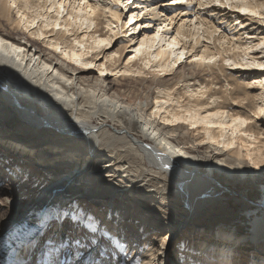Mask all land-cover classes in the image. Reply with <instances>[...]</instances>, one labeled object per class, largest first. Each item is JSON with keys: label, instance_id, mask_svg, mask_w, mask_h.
I'll return each instance as SVG.
<instances>
[{"label": "bare ground", "instance_id": "obj_1", "mask_svg": "<svg viewBox=\"0 0 264 264\" xmlns=\"http://www.w3.org/2000/svg\"><path fill=\"white\" fill-rule=\"evenodd\" d=\"M134 1L138 9L123 22L124 0H0V173L2 167H21L15 168L18 178L23 167H40L19 179L17 197L0 187L10 207L0 223V264H36L46 223L61 220L68 205L85 209L92 200L108 201L103 218L113 228L136 219V236L122 238L133 251L141 246V264H170L173 251L166 241L182 231L193 235L180 244L183 262L177 264H235L230 260L238 248L247 255L240 264H264V180L260 196L242 207L250 233L240 227L246 213H234L223 202L227 187L215 177L222 171L229 181L264 170L263 128L251 114L264 109L250 90L256 82L225 72L226 60L244 64L264 36L255 43L236 42L225 32L216 36L222 23L200 14L218 5L215 0H196L197 9L190 6L195 0ZM230 5L246 9L240 15L264 16V0ZM145 14L139 33L129 36L124 26ZM20 30L28 36H19ZM123 32L128 39L119 38ZM206 40L213 46L201 43ZM263 56L254 52L249 63L264 64ZM146 68L158 73L147 79L141 76ZM249 71L264 85V69ZM109 72L114 79L108 80ZM130 78L136 86H128ZM152 86L158 92L154 108ZM159 224L168 231L162 245L152 237L147 242ZM54 233L58 244L62 231Z\"/></svg>", "mask_w": 264, "mask_h": 264}, {"label": "rangeland", "instance_id": "obj_2", "mask_svg": "<svg viewBox=\"0 0 264 264\" xmlns=\"http://www.w3.org/2000/svg\"><path fill=\"white\" fill-rule=\"evenodd\" d=\"M150 1L154 2L153 4H157V3L159 4L161 2L162 4H164L163 0H150ZM226 1L227 0H225V4H231V0L228 1V3H226ZM124 2L123 3L125 5L124 4L122 5L123 6L122 10H124L123 22H127L131 15V10L134 8L138 9V7L135 6L134 0H124ZM214 3L218 5H215L214 7L213 6L204 7V9L200 11V14L203 16L214 18L215 21L222 23V26L219 27L220 29L217 31L216 36L219 34V32L229 33L228 37L234 38L236 42H240V43L241 42L248 43L249 40L252 41V43H255L257 42L259 37H261L262 35L264 36V16H259L258 14L249 13V12L248 14L246 12L240 15V11L233 9L231 6L227 7L225 6V4L224 5L220 4V2L219 3L214 2ZM190 6L193 9H197L199 7L198 3H196V0ZM214 8H217V9L215 10ZM13 11L15 13V10ZM144 11L141 10L140 13H143ZM194 11L196 10H193V12ZM14 13L13 15L16 16V14ZM164 16L165 15H163V17ZM146 18H148L146 14L144 17L140 16L139 18H137L138 19L137 21L136 19H134L133 22L135 24L133 23L130 26L126 25L124 26L123 29H127L125 30V32L126 31L130 32L129 36L133 33L138 34L139 30L142 28L139 26L140 24L138 25V22L139 21L141 22L143 20V23L141 22V24H144V21H146ZM103 19L104 21L106 20V18H103ZM242 20L243 22H241ZM179 21L180 20L174 22L173 25L178 26L180 24ZM134 25L136 26L135 28L132 27ZM244 27H247V28H244ZM125 32H123L124 34L121 33L122 35L120 34L119 38L120 37L121 39L125 38V40L128 39L129 36L128 37L125 36ZM18 34L19 36H24V37L28 36L27 31L22 33V31L20 30L18 31ZM41 38L39 39L40 42L42 41ZM201 43L208 44L210 43V41L209 40L201 41ZM209 45L213 46L212 43H210ZM228 45L230 44L228 43L225 44V46H228ZM41 46H44L43 42ZM117 46L118 44H116L114 48L116 49ZM50 48L54 50V48L52 47ZM128 50L129 48H126L124 50V53L122 54L123 56H121V59L119 60V62L124 60V56L125 54H127ZM253 50L255 52V56L264 55V48L257 47ZM56 52L58 53L59 51L56 50ZM254 52H252L250 55L254 54ZM58 54L61 55L60 53ZM250 55L246 56L245 57L246 59L242 60L244 64H233V65H239V67H230L227 62L228 61L232 62V60H226L225 66L227 68L225 69V72L232 73L237 76H241V79H247V80L256 82L253 84H249V86L251 85L250 90L252 91L251 93L256 94V96L254 97L255 101L264 108V85L259 84L258 80H260V76H257V72L249 71V70H254V68L247 66L248 64H250L249 63V60L251 58ZM105 59H106L105 57H102L100 60H105ZM261 60L264 61V56L262 57ZM96 63H98V61ZM95 66L96 67H88V68L92 69L95 74H100L99 72L100 70L98 69L97 65ZM152 68H157V67L152 66ZM231 68H234V69H231ZM151 71L154 73H158V71L156 70L151 69ZM151 71L149 70L148 72L146 68V72L148 74L145 72L146 74L145 73L141 74V76H144L147 79H149L152 76ZM245 71H249V72H245ZM236 72H239V73L237 74ZM104 76L106 77V74L103 75V77ZM115 76L116 75L114 74L112 75L110 72L107 75V77H109L108 80L114 79ZM159 76H162L161 72L160 74H158V77ZM130 80L129 81L127 80L126 83L128 84V86H134L136 83H134V81L132 82L133 79L130 78ZM179 85H182L181 82L179 83ZM139 86L143 87V82L141 83L139 82ZM149 93H150L149 105L151 106L153 102V108H154V105L156 102L154 97L158 93L157 89L152 86ZM139 94L142 95L143 94L142 91H140ZM141 95H139V97H141ZM169 103H172V101H170ZM251 114H253L254 119L257 120L258 125L263 128L262 129L263 134L261 133L260 137L264 139V112L259 111L258 113L254 114V112L251 111ZM219 146L222 147V145L220 144ZM204 147H206V144L200 147L199 151L203 152L202 150L204 149ZM214 147L215 146H211V148H209L211 149V152L220 153L219 150L215 149ZM224 150L226 151V149ZM1 161L3 160H0V165L2 166ZM15 168L16 170L21 169V167H5V168L2 167L3 171L0 173V181H2L3 184L0 183V187L3 186V187H6L7 189L13 190L15 192L14 197H17V193L19 194L22 192V189H20L19 179L24 180V176L30 177L29 174L33 172L39 173L38 171H40V167H36V166L29 167V168L23 167L22 170L24 171L22 170L19 171L18 178L14 177ZM199 169H201V171L202 170L204 171L206 169L205 164H203L201 168ZM23 172L24 174H22ZM219 173L220 174H218L215 177H217V179L221 181L227 187L226 195L223 197V202L226 203L229 206V208L232 209V212L234 213L236 212L239 214H243V213L245 214L246 210H243L242 208L244 206V202L254 201L261 194L260 193L262 190L261 183H262V180H264V170H262L261 172H258L256 176L254 177L246 176L240 179L230 177L231 180L229 181H227L224 178V176H222V171H220ZM6 196L7 194H1V197H0V220H2V222L0 221V223H3L4 219L8 217V213H9V208H10L8 205L9 199L6 198ZM108 199L109 197L107 198V200ZM98 202L99 201L92 200L89 203H86L85 205L87 207H85V209L80 208L79 206L76 207L73 204L72 206L70 204V206L68 205V207L65 208L63 212L65 216L62 217L61 220L57 221L53 219L51 221H48L46 223L48 230L45 235L44 234L42 235V237L39 239L37 243L38 245L40 244V246L38 248V251L35 253L36 256L42 248H45L44 250L45 254L46 255L48 254L50 257H53L57 254L56 253L55 255H53L54 249L60 250V253H59L60 259L61 260L65 259L64 257L66 256V258H68L69 264L71 263L80 264V263H77L78 260H84L83 264H130L132 259H133L132 261H134L133 262L134 264H139V263L141 264V262L143 261L142 259L143 254L140 252L141 246L136 248L135 251H133L131 245L129 246V248H127L128 242L122 238L123 235H128L131 237L136 236V232L134 231V229L138 227L136 223V219L131 217L129 218L128 221H124L120 226L113 228L112 223L108 219L109 217H107L106 219L103 218L106 215L104 214L105 208L103 207L104 205L108 203V201L102 200L101 204ZM245 217L247 218V220L244 221V223L241 221L240 227L244 225L245 231L252 233L251 231L252 226L249 224V220H248L249 215L246 213ZM87 218L90 219L89 225L94 227L96 229L95 231H92L89 225L84 224V220ZM55 229H57V231L58 229H61L62 231V233L60 234L62 236L60 238L61 241L58 243V240H57V243L60 244V246L56 244L55 242L56 241V237H54L56 236V234L54 233ZM105 231H109L108 233L112 231L111 234L113 235L114 240L109 237L110 235L105 234ZM167 232L168 231L166 230L164 226L153 229V231L149 233L146 238L148 240L147 242H149L151 240L150 238L152 237V240L155 242V244L162 245V238L166 235ZM183 233L185 235H183ZM188 233L193 235V233L191 232L182 231L180 233L171 234L169 236V239H167L166 242L171 247V250L173 251V257H174L173 259L171 258L170 264H177L178 261L183 262V260L180 259L181 257L180 251L182 247L180 246V244L183 242L184 238L186 237V234ZM114 242H118L119 247H117L116 243ZM238 250L239 251H237L236 253H232L231 260H230L232 261V263L240 264L241 263L240 259L242 258L245 259L247 257L246 253L241 248H238ZM193 251L197 257H201V258L203 257L202 255L203 252L201 250L194 249ZM90 253H92L93 256H89ZM85 256H89V258H84ZM206 258L207 260H210V258L214 260V256H206ZM196 261H199V259ZM260 261L262 262V260ZM42 263L46 264L47 262L43 261ZM183 264H186V263L184 262ZM251 264H257V263L253 262Z\"/></svg>", "mask_w": 264, "mask_h": 264}, {"label": "snow or ice", "instance_id": "obj_3", "mask_svg": "<svg viewBox=\"0 0 264 264\" xmlns=\"http://www.w3.org/2000/svg\"><path fill=\"white\" fill-rule=\"evenodd\" d=\"M215 2H216V3H219V0H215ZM243 2H244V3H247V0H243ZM225 6L230 7L231 5H230V4H226ZM13 7H15L14 4H13ZM238 10H240V11H245L246 9L241 8V9H238ZM61 14H63V9H62V8H61ZM257 47L264 48V42H262L261 44L257 45ZM57 50L59 51V49H57ZM198 59H200V58L198 57ZM208 62L211 63V61H208ZM227 63L229 64L230 67H239V65H233L231 61H228ZM247 66H248V67H252V68H261V69H264V64H261V63H252V64H249V65H247ZM87 67H95V65L89 64V65H87ZM250 86H251V85H250ZM157 103H159V101H157ZM261 112H264V109H261ZM165 122H166V123H169L170 121H165ZM240 123H245V124H246L247 121H240ZM245 135H247V133H245ZM176 151H177V153H178L179 155H184V153L179 152L178 149H177ZM249 159L251 160L252 157L249 156ZM167 166H169V165H166V167H167ZM255 166H256V167H259V164H256ZM89 227L92 229V231H95V230H96V229H95L94 227H92L91 225H89ZM114 243H116V246L119 247V243H118V242H114Z\"/></svg>", "mask_w": 264, "mask_h": 264}]
</instances>
